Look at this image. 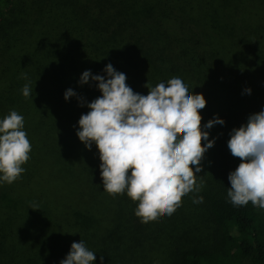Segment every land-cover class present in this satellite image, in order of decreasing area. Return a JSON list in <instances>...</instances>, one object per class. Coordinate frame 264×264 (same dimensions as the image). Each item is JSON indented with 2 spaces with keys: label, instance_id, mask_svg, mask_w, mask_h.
Here are the masks:
<instances>
[{
  "label": "trees",
  "instance_id": "16d2710c",
  "mask_svg": "<svg viewBox=\"0 0 264 264\" xmlns=\"http://www.w3.org/2000/svg\"><path fill=\"white\" fill-rule=\"evenodd\" d=\"M109 62L145 95L146 83L182 76L206 98L201 124L224 119L206 129L215 141L196 173L200 192L182 196L170 227L158 233L135 237V201L126 193L118 197L124 226L93 213L101 161L76 130L101 92L91 77L82 84L79 77L89 69L106 75ZM69 87L76 95L66 100ZM262 107L264 0H0V117L22 114L31 144L25 171L0 184V220L7 221L0 264H60L81 239L96 252L94 264L101 256L103 264H264V209L227 199L228 173L240 162L227 147L230 130ZM196 196L203 201L193 203ZM31 208L44 219L23 220ZM11 220L23 224L12 230Z\"/></svg>",
  "mask_w": 264,
  "mask_h": 264
},
{
  "label": "clouds",
  "instance_id": "9594fccd",
  "mask_svg": "<svg viewBox=\"0 0 264 264\" xmlns=\"http://www.w3.org/2000/svg\"><path fill=\"white\" fill-rule=\"evenodd\" d=\"M106 75L84 70L79 83L96 81L101 92L87 103L89 111L78 119L76 135L85 147L95 143L101 161L103 190L110 195L126 193L136 201L134 214L146 223L161 214L171 215L189 192H200L205 151L215 141L208 139L214 124H223L214 116L203 125L200 109L206 104L203 93L182 76H172L150 85L147 94L133 91L126 84L125 73L109 62ZM22 77L26 74L22 73ZM30 82L21 94L29 97ZM251 92L250 88L245 89ZM64 98L76 95L69 87ZM206 141V143H202ZM227 147L239 164L228 173L227 199L233 206L251 202L264 209V107L249 114L247 121L230 130ZM31 144L24 129V117L16 110L0 117V184L12 183L25 171ZM203 196L193 198L201 203ZM94 251L83 239L73 241L60 264H94ZM103 264V256L100 257Z\"/></svg>",
  "mask_w": 264,
  "mask_h": 264
},
{
  "label": "rangeland",
  "instance_id": "374dc122",
  "mask_svg": "<svg viewBox=\"0 0 264 264\" xmlns=\"http://www.w3.org/2000/svg\"><path fill=\"white\" fill-rule=\"evenodd\" d=\"M226 58H228L227 52H225L223 54ZM14 56L17 58V56H19L18 52L15 50L14 51ZM83 60H86L85 57H82ZM55 81L52 84V88L53 89V93L56 94V96H58L61 92L60 89H58V87H60L59 84H57V80L56 77L54 78ZM55 90V91H54ZM48 90H44V92H47ZM52 123H58L57 119ZM101 185H98V205L97 207H94V215L95 217H98L100 222H103L104 224H108V225H114L116 226V222H120L123 226L124 224L121 222L119 215L124 214L123 210L124 208L122 207L120 201H119V194L116 195H110L109 193H107L106 191L103 190V187L101 188ZM137 202L135 201V207H136ZM29 217L27 219H23L25 221L30 222L33 219L39 220L41 221V219H44L43 213L38 209H33L31 208V210L29 209ZM171 220H172V214L171 215H167V214H161L159 215L157 218L150 220L146 223L141 222L140 218L137 217L135 215V237L137 235H139L141 232H152V233H158L160 232V229H167L170 227L171 224ZM9 221V220H8ZM14 221V222H13ZM16 220H11L9 224H11L12 230H14L15 225L19 226L21 224H23V222H21L20 220L16 221ZM102 223V224H103ZM8 224V225H9ZM103 224V225H104ZM0 225L5 226L7 225V221H2L0 220ZM38 226V225H35ZM38 227H36L37 229ZM13 233V232H12ZM11 233V234H12ZM17 238V237H16ZM11 244V243H15L17 245H19L18 240L16 239H11L8 238L7 239V244Z\"/></svg>",
  "mask_w": 264,
  "mask_h": 264
}]
</instances>
